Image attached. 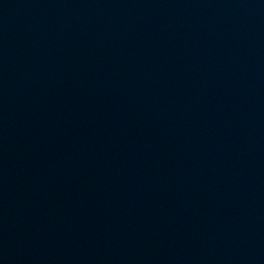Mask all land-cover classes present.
I'll use <instances>...</instances> for the list:
<instances>
[{"label":"water","instance_id":"water-1","mask_svg":"<svg viewBox=\"0 0 264 264\" xmlns=\"http://www.w3.org/2000/svg\"><path fill=\"white\" fill-rule=\"evenodd\" d=\"M0 264H264V0H0Z\"/></svg>","mask_w":264,"mask_h":264}]
</instances>
